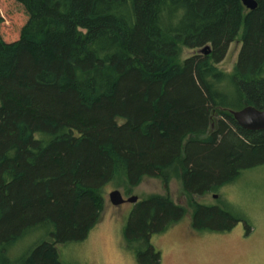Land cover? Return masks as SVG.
I'll return each instance as SVG.
<instances>
[{"label": "trees", "instance_id": "16d2710c", "mask_svg": "<svg viewBox=\"0 0 264 264\" xmlns=\"http://www.w3.org/2000/svg\"><path fill=\"white\" fill-rule=\"evenodd\" d=\"M12 1L25 22L14 37L0 29V264H63L57 247L88 238L106 189L130 193L146 178L166 195L128 219L138 264H160L152 237L186 215L169 196L173 180L194 230L247 224L195 199L264 167V131L233 117L264 111V0L255 11L242 0ZM240 36L233 72L218 69ZM207 46L210 55L181 61ZM38 231L46 241L13 259Z\"/></svg>", "mask_w": 264, "mask_h": 264}, {"label": "rangeland", "instance_id": "374dc122", "mask_svg": "<svg viewBox=\"0 0 264 264\" xmlns=\"http://www.w3.org/2000/svg\"><path fill=\"white\" fill-rule=\"evenodd\" d=\"M0 15L4 20L0 29L8 34L5 36H16L18 28L25 22L18 6L12 0H1ZM241 48L240 36L217 68L232 73ZM198 52L185 50L181 61L199 55ZM113 191H119L125 200L137 197L138 203L166 195L162 182L149 178L130 193L123 188H107L103 213L88 238L82 243L57 247L63 264H138L123 237L136 204L115 207L109 199ZM169 196L176 205L186 209V215L167 232L152 237V245L161 255L160 264H264V167L245 171L234 184L223 187L217 194L195 199L197 204L225 209L247 222L238 224L228 233L194 230L193 211L175 180L170 183ZM47 237L43 231L30 233L15 245L12 258L26 255Z\"/></svg>", "mask_w": 264, "mask_h": 264}, {"label": "water", "instance_id": "95a60500", "mask_svg": "<svg viewBox=\"0 0 264 264\" xmlns=\"http://www.w3.org/2000/svg\"><path fill=\"white\" fill-rule=\"evenodd\" d=\"M244 7L248 11H255L258 8V3L255 0H242ZM199 55L208 56L211 53V47L207 46L199 50ZM234 120L244 130L251 132L264 131V111H259L253 107H247L242 111L233 112ZM109 199L112 205L120 207L126 203L137 204L138 198L133 197L125 200L119 191H113L109 195Z\"/></svg>", "mask_w": 264, "mask_h": 264}, {"label": "flooded vegetation", "instance_id": "af4514ba", "mask_svg": "<svg viewBox=\"0 0 264 264\" xmlns=\"http://www.w3.org/2000/svg\"><path fill=\"white\" fill-rule=\"evenodd\" d=\"M215 198H218L217 196H214Z\"/></svg>", "mask_w": 264, "mask_h": 264}]
</instances>
